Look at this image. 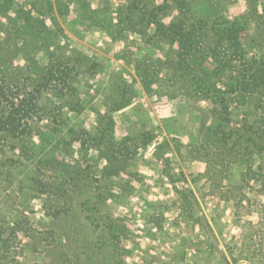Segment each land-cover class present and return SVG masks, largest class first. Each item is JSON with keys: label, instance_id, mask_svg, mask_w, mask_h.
<instances>
[{"label": "rangeland", "instance_id": "rangeland-1", "mask_svg": "<svg viewBox=\"0 0 264 264\" xmlns=\"http://www.w3.org/2000/svg\"><path fill=\"white\" fill-rule=\"evenodd\" d=\"M149 1L154 6L149 4L145 10L152 15L144 18L143 29L150 34L156 31L158 24L167 27L170 22L182 18L178 0ZM195 1L199 5L206 2L189 0L191 4ZM209 2L216 5L224 21L246 19L255 23L254 6L250 8L247 0ZM252 2L264 5V0ZM70 3L71 0H12L11 10L6 16L0 15V30L11 24L18 29L24 28L23 11L31 20L39 19L46 25L36 46L42 48L43 40H48L53 45L49 51L51 55L35 48L31 52L34 62L54 64L57 44L64 47V56L72 61L68 68L74 74L73 84L82 107L81 112L71 116L79 120L84 132L94 135L102 130L103 115L106 108L111 107L108 96L112 87L118 84L119 76L123 74L124 79L133 80L134 62L146 57L154 63L176 57L178 43L172 37H164L153 46L144 42L129 26H124L117 37L112 32L113 43L98 45L89 34L91 22L83 23L81 9L76 3ZM127 3L120 12L124 13ZM116 20L114 14V23ZM12 42L11 37L8 44L14 48ZM22 44L21 40L17 41L18 47ZM75 58L89 60L90 66L73 62ZM9 62L18 70L29 64L20 53L12 56ZM122 67L127 72H119ZM213 67L211 59L203 64L207 71ZM165 75L166 71L162 70L160 76ZM135 81L137 97L114 115L116 138L122 150L130 152L127 159L123 153H117L120 159L117 171L108 179L101 175L99 169L104 161L97 162V151L84 147L81 137L71 141L67 155L58 153L55 156L56 164L67 161L81 168L89 165L93 175H100L98 185L102 189L99 192L114 223L109 228L94 230L84 219L88 213L82 212L80 204L85 197L94 196L92 190L86 194H71L69 213L54 222L42 209L41 201H30L25 207L20 205L26 223L36 226L43 237L52 233L54 240L49 239L47 245L38 246L30 239H22L24 246L18 245L22 259L18 264H22L24 258L28 259L27 264H224V257L229 258L233 244L250 233L260 215L264 216L263 157L252 158L247 172L242 165L228 166L224 162L221 167L211 163L223 146L218 144L219 141L235 136L234 131L241 126L243 114L254 101L249 99L239 106L232 101L229 109L232 118L220 125L211 116L212 105L207 98L185 97L181 86L161 92L158 82L147 87L141 78ZM16 84L13 83L17 95L26 98L28 88ZM256 116L253 113L250 121ZM231 158L236 160L233 156L226 157L229 161ZM208 160L209 165L204 163ZM181 195L188 196L189 210L188 203L181 202ZM8 203L12 204L9 198ZM182 203L186 205L185 210ZM257 232L258 238L263 236L264 225ZM101 235L106 240L100 241L103 247L99 249Z\"/></svg>", "mask_w": 264, "mask_h": 264}, {"label": "trees", "instance_id": "trees-1", "mask_svg": "<svg viewBox=\"0 0 264 264\" xmlns=\"http://www.w3.org/2000/svg\"><path fill=\"white\" fill-rule=\"evenodd\" d=\"M79 1L81 15H87V3ZM126 1L124 13L114 12L117 16L112 27L114 35L117 37L124 26H129L144 42L153 46L164 37H172L178 43V54L156 63L147 57L135 61L131 81L120 75L118 84L112 87L108 96L111 107L106 108L103 115L102 130L94 135L84 132L79 120L71 116L81 112L82 107L78 90L73 84L74 74L68 68L72 61L64 56V47L57 44L58 51L53 54L54 64L34 62L31 52L35 48L51 55L49 51L53 45L48 40H43L42 48L36 46L46 25L39 19L31 20L29 14L23 11L24 28L18 29L11 24L0 30V36L4 35L0 39V264H18V260L22 259L18 245L24 246L21 243L24 238L38 246L54 240L52 233H46L49 235L47 238L43 237L36 226H30L24 220L19 206L25 207L30 201H41L42 209L54 222L69 213L71 194H86L92 190L94 196L85 197L80 204L82 212L88 213L84 219L94 230H102V227L114 223L99 192L102 189L98 185L100 175H93L89 165L81 168L67 161L56 164L55 156L58 153L67 155L71 141L81 137L84 147L97 151V162L104 161L99 169L101 175L108 179L117 171L120 164L117 153H123L127 159L130 152L122 150L116 138L114 115L127 108L137 97L136 78H141L147 87L160 83L161 92L181 86L185 97L197 95L207 98L212 105L211 116L220 125L232 118L229 112L232 101L236 106L244 105L249 99L254 101L243 114L241 126L234 131L235 136L223 137L219 141L218 144L223 146L211 163H218L221 167L224 162L228 166L242 165L247 172L252 158L264 159V5H254L252 0H247L250 8L254 6L256 15L255 23L251 24L246 19L224 21L210 0L202 5L198 1L191 4L189 0H178L181 8L179 16L182 18L170 22L167 27L160 23L150 34L143 28L145 19L152 15L145 10L149 4L153 7V3L149 0ZM11 5L12 0H0L2 17L11 10ZM10 28L12 32H9ZM11 37L14 48L8 44ZM20 40L23 46L18 47L17 41ZM6 44L8 48L4 47ZM16 53L22 54L23 60L29 63L23 70L12 67L9 62ZM207 59L214 63L211 71L203 68ZM73 62H82V66L90 63L82 58L79 61L75 58ZM162 70L166 71L163 78L160 76ZM118 71L127 72L124 69ZM15 82L28 88L26 98L17 95ZM253 113L257 116L250 121ZM227 156L236 160L231 158L229 161ZM204 163L209 165L210 161ZM187 195H181L180 200L188 203L189 210ZM8 198L12 204L8 203ZM182 207L186 205L182 203ZM263 225L264 216L260 215L250 233L233 244L229 258L224 257V264H264V235L257 237V229ZM105 240L103 235L99 237V249L103 247L100 241ZM27 263L28 259L24 258L22 264Z\"/></svg>", "mask_w": 264, "mask_h": 264}, {"label": "crops", "instance_id": "crops-1", "mask_svg": "<svg viewBox=\"0 0 264 264\" xmlns=\"http://www.w3.org/2000/svg\"><path fill=\"white\" fill-rule=\"evenodd\" d=\"M85 2L87 3L89 11L87 15H80V20L83 23L91 22L92 32L89 34L94 37L93 40L96 39L98 45L103 42L107 44L113 43V34L110 28L114 22V12L123 11L126 5V0H85ZM71 3H76L79 8L81 6L79 0H71ZM92 6H96V8H93ZM100 14L101 16H96ZM120 69L126 68L122 67Z\"/></svg>", "mask_w": 264, "mask_h": 264}]
</instances>
